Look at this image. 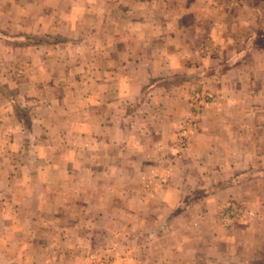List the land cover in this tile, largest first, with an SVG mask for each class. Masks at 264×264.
I'll return each instance as SVG.
<instances>
[{"label": "crops", "instance_id": "crops-1", "mask_svg": "<svg viewBox=\"0 0 264 264\" xmlns=\"http://www.w3.org/2000/svg\"><path fill=\"white\" fill-rule=\"evenodd\" d=\"M0 84V264H264V0H0Z\"/></svg>", "mask_w": 264, "mask_h": 264}, {"label": "built area", "instance_id": "built-area-1", "mask_svg": "<svg viewBox=\"0 0 264 264\" xmlns=\"http://www.w3.org/2000/svg\"><path fill=\"white\" fill-rule=\"evenodd\" d=\"M203 97L205 99L207 98L206 102L212 101L214 98L210 93H203ZM198 99H200V96L198 94H195L191 101H192V107L195 106L194 102H196ZM195 128V123L193 120L189 118V120H185L181 126L180 130L177 134V141H176V147L178 150L185 149L189 143H190V136L193 134ZM241 215V209H232L230 203H227V207L222 210L221 217L224 222H230L233 217H239Z\"/></svg>", "mask_w": 264, "mask_h": 264}, {"label": "rangeland", "instance_id": "rangeland-1", "mask_svg": "<svg viewBox=\"0 0 264 264\" xmlns=\"http://www.w3.org/2000/svg\"><path fill=\"white\" fill-rule=\"evenodd\" d=\"M39 38H40V40H41V39H45V36H43L42 34H40V35H39ZM22 70H23V69H22ZM0 88H1L2 90L6 91V88H4L3 85H1V84H0ZM7 90H8V88H7ZM189 118H190V117H188L186 120H189ZM183 122H184V121H183ZM183 122H182V123H183ZM182 123H181V124H182ZM181 124H180V125H181ZM179 130H180V128H178V130H177V132H176V137H177V134H178ZM106 260H107V259H106ZM106 260H105V261H102V262H103V263H106V262L108 261V260H107V261H106Z\"/></svg>", "mask_w": 264, "mask_h": 264}]
</instances>
